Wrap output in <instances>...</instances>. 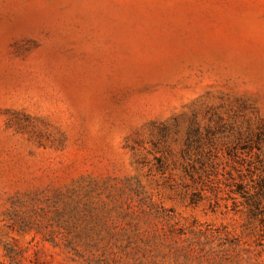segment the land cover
<instances>
[{
	"label": "rangeland",
	"instance_id": "rangeland-1",
	"mask_svg": "<svg viewBox=\"0 0 264 264\" xmlns=\"http://www.w3.org/2000/svg\"><path fill=\"white\" fill-rule=\"evenodd\" d=\"M0 264H264V0H0Z\"/></svg>",
	"mask_w": 264,
	"mask_h": 264
},
{
	"label": "trees",
	"instance_id": "trees-1",
	"mask_svg": "<svg viewBox=\"0 0 264 264\" xmlns=\"http://www.w3.org/2000/svg\"><path fill=\"white\" fill-rule=\"evenodd\" d=\"M180 231H183V230H180ZM173 232V231H172Z\"/></svg>",
	"mask_w": 264,
	"mask_h": 264
}]
</instances>
